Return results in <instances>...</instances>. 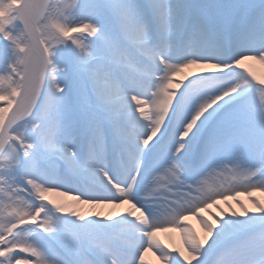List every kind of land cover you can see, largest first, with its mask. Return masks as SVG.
<instances>
[{"label": "snow or ice", "instance_id": "1", "mask_svg": "<svg viewBox=\"0 0 264 264\" xmlns=\"http://www.w3.org/2000/svg\"><path fill=\"white\" fill-rule=\"evenodd\" d=\"M253 64L264 0H0V264H264Z\"/></svg>", "mask_w": 264, "mask_h": 264}, {"label": "bare ground", "instance_id": "2", "mask_svg": "<svg viewBox=\"0 0 264 264\" xmlns=\"http://www.w3.org/2000/svg\"><path fill=\"white\" fill-rule=\"evenodd\" d=\"M104 210H106V209H102V211H104ZM107 210H109V212L112 211V209H107ZM149 256H151V255H149Z\"/></svg>", "mask_w": 264, "mask_h": 264}]
</instances>
